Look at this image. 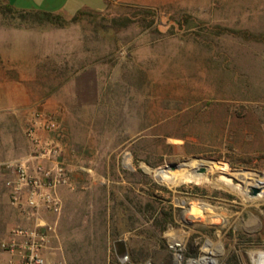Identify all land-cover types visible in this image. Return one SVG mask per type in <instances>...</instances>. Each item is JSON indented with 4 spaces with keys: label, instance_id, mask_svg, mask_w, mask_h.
Wrapping results in <instances>:
<instances>
[{
    "label": "rangeland",
    "instance_id": "rangeland-1",
    "mask_svg": "<svg viewBox=\"0 0 264 264\" xmlns=\"http://www.w3.org/2000/svg\"><path fill=\"white\" fill-rule=\"evenodd\" d=\"M75 79L90 81V144L109 163L93 167L106 185L78 191L59 216L110 222L128 257L112 253L108 264L168 263L166 239L183 231L207 238L216 264H252L264 252V194L248 196L217 173L212 182L154 177L196 158L264 174V0H138L51 17L0 0V150L16 128L30 143L25 158L0 161V241L24 218L8 167L38 152L26 135L36 112L54 124L40 140L58 149L56 107ZM201 207L207 219L183 222ZM198 241L189 238L188 254Z\"/></svg>",
    "mask_w": 264,
    "mask_h": 264
},
{
    "label": "crops",
    "instance_id": "crops-1",
    "mask_svg": "<svg viewBox=\"0 0 264 264\" xmlns=\"http://www.w3.org/2000/svg\"><path fill=\"white\" fill-rule=\"evenodd\" d=\"M12 9L20 12H46L74 16L80 12H102L111 4L129 3L138 0H2ZM90 81L75 79L65 85L56 109V120L59 131L55 139L59 150L58 160L65 167L69 184L58 188L57 193L62 202V210L69 198L75 197L78 191L92 188L93 185H106L103 178L97 180L94 171L98 164L107 165L108 158H98L95 147L90 144L89 135L90 111L95 107L86 96L90 91ZM22 130V128H21ZM20 128L10 132V138L1 140L0 161L10 158H25L30 152V143L25 139ZM39 136H42L38 132ZM43 139V137H42ZM6 147L9 155L6 154ZM14 152V153H12ZM8 155V156H7ZM27 159V158H26ZM29 159V157H28ZM14 206L23 212V225H33V219L27 216L23 206ZM18 207V208H16ZM18 209V210H19ZM17 210V211H18ZM86 207H76L77 215L85 214ZM62 213V212H61ZM40 221L54 225L46 248L43 251L46 259L53 264H108L114 250L112 224L108 221L85 222L80 217L75 222H65L60 216L42 211ZM117 257V256H116ZM127 260V259H126ZM124 260V261H126Z\"/></svg>",
    "mask_w": 264,
    "mask_h": 264
},
{
    "label": "built area",
    "instance_id": "built-area-1",
    "mask_svg": "<svg viewBox=\"0 0 264 264\" xmlns=\"http://www.w3.org/2000/svg\"><path fill=\"white\" fill-rule=\"evenodd\" d=\"M53 128L49 115L36 112L26 135L38 152L8 167L10 178L5 184L10 201L16 206H23L34 222L31 226L14 227L0 241V249L8 256L6 264H53L46 259L43 251L54 232V225L41 222L40 213L44 211L59 216L62 202L57 190L69 184L67 171L58 160V149L49 141L42 142L38 136L39 131H51ZM190 237L195 238L196 245L201 239V246L195 254L186 252ZM165 246L170 257L165 264H210L211 259L215 261L208 239L200 237L198 231L172 232Z\"/></svg>",
    "mask_w": 264,
    "mask_h": 264
},
{
    "label": "bare ground",
    "instance_id": "bare-ground-1",
    "mask_svg": "<svg viewBox=\"0 0 264 264\" xmlns=\"http://www.w3.org/2000/svg\"><path fill=\"white\" fill-rule=\"evenodd\" d=\"M125 164H128V160L125 161ZM201 167L205 168L204 173L193 172V170H197ZM144 171L148 172L149 170L144 168ZM213 173H217L216 175H218L219 180L224 181L227 184L231 183L232 181L231 178L237 179L242 185L243 192L246 193L248 196L252 195L251 187L259 188V192L257 193L258 196L264 194L263 173L257 174L255 172L244 171V170L232 171L220 161H211V160L196 158L194 160L181 163L178 170H176L175 173H169L165 169L161 168L155 171L154 176H157L161 180H167V178L169 177L170 182L181 181V180H185V181L187 180L193 182H212V178L210 177V175ZM208 214H210V208L203 207L201 215L185 213L184 214L185 219H183V222L184 223L187 222L186 224L190 223L193 225L196 224L197 221H200L202 219V215H205L203 216V219H205ZM213 263L214 260L211 259L210 264ZM251 263L264 264V252H257L252 254Z\"/></svg>",
    "mask_w": 264,
    "mask_h": 264
},
{
    "label": "water",
    "instance_id": "water-1",
    "mask_svg": "<svg viewBox=\"0 0 264 264\" xmlns=\"http://www.w3.org/2000/svg\"><path fill=\"white\" fill-rule=\"evenodd\" d=\"M180 164L178 163H171L168 164L164 167V169L169 172V173H173L176 170H178ZM194 173H204L205 172V168L201 167L197 170H193ZM156 179H158L157 176H154ZM259 192V188H255V187H251V193L252 195H257V193ZM114 250L116 253L117 258L120 261H124L127 259L128 255H127V249H126V245L125 242L122 240H117L114 242Z\"/></svg>",
    "mask_w": 264,
    "mask_h": 264
},
{
    "label": "trees",
    "instance_id": "trees-1",
    "mask_svg": "<svg viewBox=\"0 0 264 264\" xmlns=\"http://www.w3.org/2000/svg\"><path fill=\"white\" fill-rule=\"evenodd\" d=\"M2 2H4V1H2ZM4 4H5V6H6L7 8H9L10 10L16 11V10L12 9L7 3L4 2ZM16 12H20V11H16ZM90 12H92V11H90ZM22 13H39V14L45 16V17H51V16H57V15H63V14H52V13L38 12V11H35V12H22ZM81 13H83V12H80V13H78V14H76V15H79V14H81ZM76 15H74V16H76ZM167 215H168V214H167ZM167 218L169 219V215L167 216Z\"/></svg>",
    "mask_w": 264,
    "mask_h": 264
}]
</instances>
